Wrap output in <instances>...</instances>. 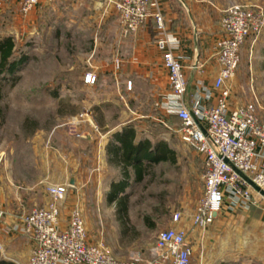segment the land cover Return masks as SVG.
I'll return each instance as SVG.
<instances>
[{"label": "rangeland", "instance_id": "obj_1", "mask_svg": "<svg viewBox=\"0 0 264 264\" xmlns=\"http://www.w3.org/2000/svg\"><path fill=\"white\" fill-rule=\"evenodd\" d=\"M231 4L256 6L264 10V0H238ZM105 19L116 21L121 26L119 15L112 5L107 7L105 3L96 0H56L53 4L40 3L29 13L21 11V0L5 1V5L0 8V39L11 36L16 42L17 55L26 53L29 59L19 69L20 77L12 85L8 84L2 89L0 146L11 148L21 144L24 136H27V123L36 121L39 128L30 138H26V143L35 148L32 151L33 156L42 151L43 159L47 160V191L49 193L50 186L67 187L64 200L57 205L60 210L59 226L66 227L72 211L78 210L83 217L86 231V219L92 227L91 239L94 242L89 240L87 232L88 242L101 243L118 261H127L133 251L146 253L158 233L172 227L170 222L175 213L181 214L178 222L191 220L204 193L203 169L196 149L180 140L177 133L180 122L177 118L172 116L170 120H166V124L148 121L144 133L153 141L167 140L169 146L175 150L176 162L153 165L151 173L132 189L130 217L133 224L141 227L145 222L144 218L149 216L156 228L147 226V229L142 230V235L136 238L131 233H121L116 208L107 204L106 200L110 190L109 183L113 180L115 171H101L97 164L93 168V161L89 159L86 151L96 145L98 152L101 149L100 140L96 143L90 141L92 135L101 136V133H106L98 127L99 120H103L107 129H111L118 122L128 120L135 114H123L118 102L113 103L110 109L104 108V92L100 93L94 87H80L82 78H73L82 73L85 80L90 73L88 70L91 61L97 53L92 52L95 44L93 46L91 36L95 30L90 29L88 24L94 23L97 27ZM78 22L82 24L81 29L77 28ZM97 30L101 39L105 38L104 31ZM121 31L123 32L122 27ZM103 43L105 42L102 40L98 50L96 49L99 56L104 52ZM114 60L118 65V58ZM247 65L254 67L257 73L251 80L254 89L235 93V101L239 106L256 101L259 118L264 124V30L248 38L241 47L238 70ZM61 84L63 88L57 92ZM93 84L96 86L97 79ZM55 91L57 96H53ZM143 113L150 118L155 111L143 109ZM159 117L162 118L161 115ZM27 118L30 121H26ZM38 159L41 160L39 157ZM95 161L99 162L97 157ZM61 165L62 169L59 168ZM58 178L62 179V184H56ZM76 181L80 184L78 189ZM52 203L53 198L49 194L44 205L13 206L15 209L20 208L23 213L19 223L31 239L25 231L23 217L33 209L48 208ZM3 215L0 209L1 219ZM67 218L68 222L63 226L62 222ZM6 252L16 255L10 248Z\"/></svg>", "mask_w": 264, "mask_h": 264}, {"label": "crops", "instance_id": "obj_2", "mask_svg": "<svg viewBox=\"0 0 264 264\" xmlns=\"http://www.w3.org/2000/svg\"><path fill=\"white\" fill-rule=\"evenodd\" d=\"M233 2L238 0H150V12L154 14L160 10L164 16L173 52L180 59L188 79V89L181 101L174 97L169 72L163 64L162 52L157 47L161 33L153 16L149 17L137 32L127 35L121 31V26L116 21L105 19L97 27L94 23L88 24L90 29L95 30L91 36L93 46L95 44L92 52L97 53L94 54L88 71L96 76L97 84L94 86L86 83L82 73L73 78H82L80 87H94L98 88L100 93L104 92V108L110 109L113 103L118 102L123 114H135L128 120L118 122L111 129H107L105 122L99 120L98 127L106 133H101V136L92 135L90 141L96 143L100 140L101 149L98 152L96 145L86 151L89 159L93 161V168L97 164L101 171H115V176L109 183L110 190L114 182H124L122 163L115 159L114 147L125 146L129 139L139 146L149 140L151 150L161 141L169 146L167 140L153 141L144 133L148 121L166 124V120H170L172 116L179 120L177 110L182 103L191 107L195 100H199L203 108L215 104L219 90L215 88L214 81L219 72V65L214 47L222 36L223 11ZM77 28L81 29L82 24L78 22ZM97 29L104 31L105 38L101 39ZM102 40L105 42L104 52L99 56L97 50ZM117 58L118 65L114 60ZM256 74L254 67L248 65L238 70L232 81V109L239 106L235 101V93H240L241 90L253 91L251 80ZM128 82H131V87H128ZM60 88H63V84L59 85L57 91H60ZM143 109H151L155 113L149 118L144 115ZM37 125L33 129H26L27 136H24L18 146H0V209L4 213L2 219L0 218V255L13 264L28 262L34 247L33 240L24 233L19 223L23 213L20 208L15 209L13 206L44 205L49 199L47 160L43 159L42 151L33 156L32 151L35 148L26 143L39 128ZM197 154L203 168L204 155L198 152ZM96 157L99 162L95 161ZM59 168L62 169V165ZM56 180V184H62V179ZM136 184L138 183L130 179L125 185V190L130 194L128 216L134 226L131 227V230H134L131 236L135 238L140 237L142 230L148 228L145 222L141 227H137L130 217L132 189ZM79 185L76 181L77 189ZM224 195L221 212L206 229L194 226L193 216L188 222H175L173 218L170 222L173 228L182 227L189 231V242L193 250L192 264H264V194L253 188L250 198L236 193L234 195L229 189L224 190ZM106 200L107 204L116 208L115 202L109 198ZM67 222L68 218L62 222L63 226ZM86 226L89 240L94 242L91 239L92 227L88 225L87 219ZM7 248L14 250L16 257L11 252H6ZM149 249L148 247L146 253Z\"/></svg>", "mask_w": 264, "mask_h": 264}, {"label": "built area", "instance_id": "obj_3", "mask_svg": "<svg viewBox=\"0 0 264 264\" xmlns=\"http://www.w3.org/2000/svg\"><path fill=\"white\" fill-rule=\"evenodd\" d=\"M5 1L0 0V8ZM55 1L21 0V11L29 13L40 3L53 4ZM96 1L107 7L112 5L126 34L137 32L149 17L155 18L161 33L157 47L169 72L174 97L181 101L188 89V79L180 59L173 52L162 12L158 10L152 14L150 0ZM221 26L222 36L214 47L219 65L214 81L219 90L215 104L203 108L201 102L195 100L191 107L182 103L177 110L179 137L205 158L202 168L204 193L193 215L194 226L202 229L216 220L223 207L225 189L245 198H250L254 186L259 188L258 192H264V124L259 118L258 104L255 101L234 109L230 107L232 81L241 62V47L248 38L264 30V10L231 4L224 10ZM95 80L94 74L86 75L87 83L93 84ZM66 192L64 185L50 186L53 203L48 208L33 209L23 217L25 231L35 242L28 264H192L189 231L182 227L160 231L148 253L136 250L127 261H118L105 245L88 242L84 220L78 210L72 211L66 227L59 226L58 206ZM180 219L181 214L175 213L173 220Z\"/></svg>", "mask_w": 264, "mask_h": 264}, {"label": "trees", "instance_id": "obj_4", "mask_svg": "<svg viewBox=\"0 0 264 264\" xmlns=\"http://www.w3.org/2000/svg\"><path fill=\"white\" fill-rule=\"evenodd\" d=\"M17 52L16 42L11 36L0 39V102L2 100V89L8 84L12 85L20 77L18 71L29 59L26 53L18 56ZM57 92H52L54 93L53 96H57ZM28 120L30 121L29 118L26 119V121ZM36 125L37 122L33 120L27 123L26 127L27 129H33ZM142 144L140 146L135 145L132 139H129V141H126L125 146L121 148L114 147L113 149V154L116 155L115 159L122 163L124 182H114L108 192V198L116 203L117 220L120 223L123 235H128L134 231L131 230V227L134 228V226L131 225L128 216L130 194L125 190L127 181H130V179H133L134 183L143 181L145 176L151 173L153 163L176 162V153L166 142H159L154 150H151L149 140H145ZM144 219L147 226L155 227V223L149 216ZM0 264L13 263L6 261L0 255Z\"/></svg>", "mask_w": 264, "mask_h": 264}, {"label": "water", "instance_id": "obj_5", "mask_svg": "<svg viewBox=\"0 0 264 264\" xmlns=\"http://www.w3.org/2000/svg\"><path fill=\"white\" fill-rule=\"evenodd\" d=\"M253 186H254V185H253ZM254 187H255V189H256V190H259V188H258V187H256V186H254ZM261 193H264V192H263V191H261Z\"/></svg>", "mask_w": 264, "mask_h": 264}]
</instances>
